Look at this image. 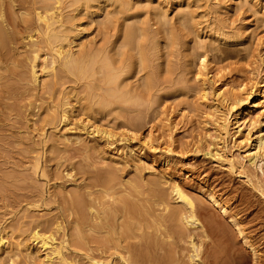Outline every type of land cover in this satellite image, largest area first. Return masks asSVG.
I'll return each mask as SVG.
<instances>
[{
    "label": "rangeland",
    "instance_id": "obj_1",
    "mask_svg": "<svg viewBox=\"0 0 264 264\" xmlns=\"http://www.w3.org/2000/svg\"><path fill=\"white\" fill-rule=\"evenodd\" d=\"M5 2L9 4L10 1ZM36 2L14 0L10 4L17 23L22 24L24 18L33 19ZM58 8L63 29L68 31L72 55L82 58L79 72L77 69L67 72L59 61L55 75L41 77L39 83L33 85L27 75V62H23L27 76L21 77L24 79L19 82L21 85L11 72L14 64L4 65L5 70L11 72L6 79L8 84L11 82L12 90L7 87V91L14 95L3 99L6 106L0 103V237L8 243L7 249L0 250V264H48L44 252L37 250L31 237L32 232L42 233L50 224L56 243L67 241L62 256L73 264H88L89 259L94 258L102 264H120L117 255H124L120 247L131 243L135 246L131 252L139 255V260L152 256L162 258L164 264H252L245 242L257 246L260 254L256 264H264V161L253 166L245 158V151L252 149L257 135H264V108L260 107L264 105V0H97L82 6L74 4V0H60ZM128 29L132 33L124 40ZM23 45L20 41L14 47L12 61H24L28 56L24 54L26 47ZM141 55L146 59L145 65H141ZM201 57L207 61V78L215 82V89L244 84L248 91L260 94L254 100L260 104L250 113L251 121L257 120V123L247 124L241 132L243 137L249 136V142L238 143L227 136L221 148L207 138V110L198 101L199 84L194 77ZM106 73L114 75L110 80L112 84L109 82L112 87L102 80ZM146 79H150V89L144 86ZM101 101L105 104L103 113L97 112L96 107L102 106ZM64 111L67 120L61 123L58 119ZM48 117H53L54 122L45 125L43 121ZM139 121L143 125L141 136H145L151 126L157 138L154 145L157 149L148 151L134 144L136 155L132 159L122 155L123 142L119 140L123 134L127 135L124 124L132 126ZM91 126L113 131L116 134L114 144L108 145L100 136L91 135ZM209 142L212 144L210 152L218 149L223 157L235 160V169L230 170L224 162L204 155ZM201 148L205 152L197 153V149L204 151ZM165 149H170V153ZM107 167H115L118 171L122 183L119 194L128 196L135 204L131 208L133 212L138 204L147 206L145 210L149 215L145 212L142 216L149 229L144 231L140 227L137 236L145 233L148 248L146 244L145 248H138V239L125 240L120 234L114 238L105 231L104 234L103 231L87 233V239L94 243L99 241V247L92 243L87 245V239L81 240V246L75 245L71 237V228L75 226L72 218L75 217L65 208L66 196L69 198L68 192L73 189L84 191L85 173H100ZM151 180L156 186L150 185L147 191L146 185ZM173 183L180 185L195 207L204 209L195 213L199 225L186 227L189 232L186 234H191L197 249L198 259L194 258L197 261L190 260L189 236L169 239L163 227L155 226L154 221L166 216L170 209L164 210L150 199L156 191V194L169 197L166 200L170 206L181 208L170 194ZM133 184L143 189L144 197L143 194L140 198L137 195L129 197L127 193ZM59 191L67 195L60 196ZM207 193L226 202L225 216L212 208L206 199ZM147 198L148 205L145 204ZM140 199L145 201L140 203ZM36 202L39 205H35ZM37 205L39 209L34 208ZM85 210L81 212L89 224L94 225L95 219L92 217L91 221ZM118 216L115 220L109 219L108 224H120L124 217H120L123 214ZM142 216L135 220L143 222ZM228 217L235 218L244 235L234 232ZM207 218L222 222L223 237L208 231L205 236L202 234L206 229L200 224H205ZM56 224H62L60 227L64 229L56 233ZM63 234L66 237L63 238ZM49 264L60 263L54 259Z\"/></svg>",
    "mask_w": 264,
    "mask_h": 264
},
{
    "label": "bare ground",
    "instance_id": "obj_2",
    "mask_svg": "<svg viewBox=\"0 0 264 264\" xmlns=\"http://www.w3.org/2000/svg\"><path fill=\"white\" fill-rule=\"evenodd\" d=\"M9 1H10L9 4H6L5 0H0V103L2 104V106H6L4 104L3 99H9L12 97V95H14V92L9 93L7 91V87L10 90H12L11 85H9V84H11V82L8 84V81L6 79L8 72L10 73V76H11V72L13 71L12 74L15 73V75L18 77V79L16 80L18 82L17 84H21L19 82H22L24 80L23 76H25L27 74V73L24 74L27 71L24 72L23 69L26 70L28 68L27 69L28 70L27 75H29V79H30L29 82H31V84H33V85H36L39 83V80L41 77H45V76L50 75V74L55 75L54 74L55 68H56V66H58L59 61H60L59 64H61V66L65 70H67V72H69V73H71V72L73 73L76 69L79 72V69H78V68H80L79 64H81V61H82V58L78 59L79 57L78 58L76 56H74L76 58L73 57V55H72L73 49L71 47H69V45H71V43L67 39V32L68 31L67 32L65 31V27L63 29V20H62L63 18H62V14L60 13V9L58 8L60 0H37L36 3L38 6L35 9H37L38 11L33 9L35 11V13H33L34 14V17H32L33 19H29V18L23 19L22 18L23 19L22 24L17 23V21L13 17L14 16L13 15L14 10L12 9V6L10 4H12L14 2V0H9ZM92 1H97V0H74V4L80 3L82 6V5H87V3L92 2ZM118 2L120 3V1H118ZM123 4H124V2H123ZM119 6L122 7V5H120V4H119ZM127 7H125V8H127ZM33 10H32V12H33ZM27 16H28V14H27ZM163 16H165V15H163ZM20 17H21V15H20ZM55 25H57V27L59 26V28H61V30L60 31L57 30L58 28H56ZM137 30L139 31V29H137ZM131 31H132L131 29L127 30V32L124 34L125 35L124 40L129 38L130 33H132ZM142 31H144V30H142ZM143 34H144V32H143ZM20 41H23V44H24L23 46L26 47L24 50L26 53H24V52H22V53H24L25 55L28 54V56L25 57V59H23L24 61H21L20 59L19 60L16 59L15 61H12L11 60V56L13 54L12 50L14 51V49H15L14 47ZM127 41H129V39ZM63 42L65 44H63ZM23 46H21V47H23ZM81 57H83V56H81ZM90 57L93 58V56L87 55V58H90ZM204 57H201L198 60L199 61L198 62V68L196 69L194 77H195L196 82H198V84H199L198 92H197L198 101H200V105H202L207 110V112H205L206 116H208L207 120H209V121L206 120L207 125L209 126V129H208L209 134H208L207 138H209L210 142L215 141V145H217V146L221 145V148L225 146V138L227 136H229L230 138H235L234 140H238V143L249 142L250 141L249 136L243 137L241 132H242V129L245 128V126L247 124L250 126V125H254L255 123H257V120L251 121L252 119L250 118L251 117L250 113L252 112V110L254 108H257L258 105L260 104V103H257V100L254 101L255 98L260 96V94L258 93V91L256 92L255 90L254 91H252V90L248 91L247 87L244 84H241V85L236 86V87H231L229 89H221V88L215 89L214 88L215 82L209 81V79L207 78V76H208V74L206 72L207 71L206 70L207 69V61ZM17 58H19V57L17 56ZM86 60L89 61L90 59L89 60L86 59ZM87 61H86V63H87ZM90 61H93V60H90ZM8 62L14 64V69L11 70V72L10 71L7 72L5 70L4 65ZM23 62L24 63L27 62V65H28L27 68H25L24 64H22ZM145 62H146L145 57H143L141 55V65H145ZM91 63H93V62H91ZM104 63H105V61H104ZM1 66H4V68ZM83 66L85 67V65H83ZM84 67H83V69H84ZM84 71H82V72H84ZM109 72L111 73V71H109ZM104 73H105V71H104ZM15 75L13 74V76H15ZM21 77H23V78H21ZM113 77H114V75L106 73V74H104L102 80L104 83L105 82L109 83ZM4 81H6L7 83ZM144 86L149 88L150 79H146ZM111 87H112V85H111ZM13 88H16V87H13ZM223 91H225V93ZM121 92H123V91L121 90ZM108 93H110V92H108ZM118 98H121V97L118 96ZM137 100H136V102H137ZM106 101H107V99H106ZM101 103H102V101H101ZM108 103H110V102L108 101ZM103 104L104 103H102V106L99 105V107L96 106L97 112L99 111L101 113L102 111L105 110V109L103 110V108H105V104L104 105ZM109 105H111V103ZM107 107H108V105H107ZM260 107L263 110L264 105H262ZM106 109H108V108H106ZM145 111H146V109H145ZM64 112L61 113V116L58 119L59 122H61V123L65 122L67 120V114H66V112L65 113ZM106 116H107V114H106ZM53 117H51V118L48 117V120L43 121L44 124L46 125V123L48 124V122L51 124V122L53 121ZM129 121H130V119H129ZM131 122H134V121H131ZM128 124L129 123L124 124V126L126 128L127 135L122 133L123 135L121 134L122 135L121 137H123V138H121L119 140L120 142H123V147H122L123 154L122 155H125L129 158L134 159L135 155H136V150L134 149V144H138L139 147L141 146L144 149L146 148V149H148V151H154L157 149V147L154 146L155 142H157V138H155L154 132L151 130L152 129L151 126H150L149 130L147 131V134L145 136H141V131L143 128L141 121H139V123H137V125L134 123V125L131 126V123H130V125L127 126ZM125 128H123V129H125ZM90 134L91 135L96 134L97 136H100L101 138L104 139V141H106L108 143V145L114 144L115 139H116V137H115L116 134H114L113 131H110V130L107 131L105 129H101L100 127L91 126ZM210 142H209V146H207V150H206V153H204V155H207L211 158H214L215 160L224 162L230 170L235 169V167H236L235 160L227 159V158L223 157L222 155L219 154L220 151L218 149L214 153L210 152L209 147H210V145H212ZM43 143L45 144V141ZM90 149H93V147ZM201 149H204V148H201ZM197 150H196L197 153L205 152V149H204V151H202V150L197 151ZM165 151L168 154L170 153V149H167V150L165 149ZM245 158H247L249 165H253V166H256L257 162H260V161L263 162L264 161V135H262L261 133L259 135H257L255 142H254V145L252 146V149L245 151ZM124 160H127V158ZM117 163L120 164V162H117ZM124 163H122V165ZM86 166L84 165L85 168H86ZM84 167L83 168L81 167V169H84ZM114 168L115 167H113V168L107 167V168H105V170L102 169L103 171L100 173L95 171V170H94L95 172H90V170H87V172H90V173H85V177L83 175V178H85V179H83V181H84L83 182L84 183L83 190L84 191L80 190L78 192V191H76V189H73L72 191L68 192L69 198L66 196L67 192H66V195L65 194L62 195L61 191H59L61 194L58 193L60 196H64V195L66 196L65 204L67 203L66 204L67 206L65 205V208L67 210L69 209L68 213L71 212L73 214L72 217L73 216L75 217V218H72L74 220L73 222L75 223V226L73 224L74 227H72V228L70 227V228L72 229L71 230V232H72L71 237L74 238V240L76 241V242L74 241L76 246L82 245V244L80 245V242H81V240L83 241V240L87 239V236H88L87 233L98 234V233H101L102 231H103V234H104V231L106 234H109V235L113 234L114 238L117 237L116 234H120V235H123V239L125 238V240L126 239H133V240L138 239L137 240V241H139L138 242L139 243L138 248H140V249L142 246L145 248V246L147 245L146 239H145L146 238L145 233L140 234V235L138 234V236H137V231L140 230V227L144 231H147V229H149V225H147V223L144 222L145 217L142 216V215H144L145 212H147L145 215H147V214L149 215V212L147 210H145V208H147V206L143 205V204L142 205L138 204V205L134 206L136 208L134 210V212L132 211L131 208L135 204H133V202L128 199L127 195H126L127 197H125L124 195L120 196L119 193L121 192V186H122V183L120 182L121 178L119 177V175L117 173L118 171H116ZM38 169H40V168H38ZM80 171H82V170H80ZM84 171H86V170L84 169ZM91 171H93V170H91ZM43 175L44 174L42 172L41 176H43ZM70 175L67 174V176L71 177ZM152 180L154 181V179H152ZM152 180L148 181V184L146 183L147 184L146 185L147 191H150L149 190L150 185H151V187H154V185H155L152 182ZM155 181H156V179H155ZM124 185L125 184H123V186ZM139 188L140 187L137 184L136 185L133 184L132 190L130 192L128 191L129 193H127L129 195V197L133 196V195H135V196L137 195L136 197L139 196V198H140V196H142L144 191H142L143 189L140 190ZM137 189H138V191H137ZM139 190H140V192H139ZM151 190L153 191L154 188H152ZM141 191L143 193H141ZM145 191H146V189H145ZM80 192H82V193H80ZM156 192H155V195H153V197L151 196L150 199L153 198L154 203H156L159 207L162 206L164 210L166 208H168V209L170 208V209H169L168 214L166 216L160 217L159 219H156L155 221L153 220L156 224L155 226H157L159 228L163 227V229H164V231H166V235L168 236L169 239H176V238L181 239V237H183L185 239L186 236H189L187 239L189 242L188 241L187 242L189 243V247H190V250L192 252V254L190 256V260L194 261V260L198 259V257H197L198 255L196 253L197 249L195 248V243L193 242L192 237L190 236L191 234L190 235L186 234V232H188L186 227L187 226L188 227L189 226L190 227L191 226H198L199 223L197 222V220L195 218L196 217L195 213L198 210L202 212V210H204V209H202L200 207L198 208V206L195 207L194 203L191 201V199L188 197V195H186V193H184V190L177 183L172 184L170 194H171V196H173L174 200L177 201V203L181 204V208L176 207V206L175 207L170 206L171 204H169V202L166 200L169 197L167 198L165 195H164L165 196L164 197L160 191L159 192L161 193V195L156 194ZM145 193H147V192H145ZM148 194H149V192H148ZM153 194H154V191H153ZM144 195L145 194H143V197H144ZM167 196H168V194H167ZM147 197H149V196H147ZM63 198L64 197H62V199ZM67 198L69 199L68 201H67ZM206 199L208 200V202L210 203L212 208L218 210L224 216L227 214L228 207H227L226 202H224V200L215 196V194H213V193H207ZM147 200H146L147 203H145V204L148 205L149 204L148 203L149 198H147ZM32 201L34 202L35 200H32ZM39 201L42 202L43 199H40ZM140 201H139L140 203H143V201H145V200L140 199ZM29 203L31 204L32 202L30 201ZM29 203H27V205ZM36 204H38V202H36L35 205ZM150 204H151V202H150ZM38 205L34 206V208L38 207V209H39L40 206H38ZM97 205L102 206V208L100 207L101 209H99L97 207ZM106 206H108V209L106 208ZM84 208L87 209V213L91 216L90 220L92 221L95 219L96 223L93 221L95 223L94 225L91 224V222H90V224H91L90 225L86 216H84L83 213L81 212V209L83 211L85 210ZM84 212H86V210ZM119 214H123V216H120V217H122V218L124 217L122 219L121 223L120 224L117 223L118 220H116V222L115 221L114 222L117 223V225L116 224L111 225V223L109 225L108 224L110 221L109 219L114 218L113 220H115V219H117V216ZM89 215H88V217L90 218ZM70 216H71V214H70ZM125 216L127 217L126 220H125ZM138 216H142V218H144L143 222H139L137 219L135 220V217H138ZM92 217L94 219H92ZM118 218H119V216H118ZM228 219H227L228 224L232 225V227L234 228V232L236 234H238L239 236H242V234H243L242 228H240V225L234 220L235 218L233 219V217H228ZM206 220H208V221L204 222L205 224H203V225L200 224V227L202 229H206V230L202 231V234L204 236H205V233L207 231L209 234L210 233L215 234V236L224 235L223 233L225 231V227L221 221L217 222V220H214V219L210 220V218H207ZM151 223H153V222H151ZM37 224H36V227H37ZM47 225H48V222H47ZM50 225H49V228L46 226L42 233H39L37 231L32 232L33 233L32 237H31L32 241L36 242L34 245L38 246L37 250L40 249L41 251L44 252V258H45L46 262H48V264L51 263V261H53L54 259H57L60 264H73V263L69 262L68 260H66L67 258L65 259L64 258L65 256L64 257L62 256V252H63L62 250L65 249V245L67 247V243H66L67 241L63 239L59 243H56L54 235L52 234L53 231H52V233L50 231V229H51L50 227H52V225L51 226ZM60 225H62V224H56L55 225L56 233H58L57 231H60L61 228L64 229L63 227H60ZM225 225H226V223H225ZM40 226H42V225H40ZM84 228L87 230H84ZM37 229H39V228H37ZM57 235H56V237H57ZM64 237H66V234H63V238ZM149 237L147 236V238H149ZM120 239H122V238H120ZM105 240L106 239H104V242H105ZM200 240H202V239H200ZM121 241H124V240H121ZM94 242L95 241H91L90 239H87V245L92 243V244L97 245L98 247L100 246L98 243L99 241H96L97 243H94ZM113 243H114V241H113ZM127 243L128 242H126V244ZM84 244H85V242H84ZM109 244H111V243L109 242ZM144 244H146V245H144ZM69 245H70V243H69ZM7 246H8V243L3 238L0 237V250L7 249ZM104 247H105V245H104ZM118 247L116 246V249ZM151 247H152V245H151ZM256 247L254 244H252L250 242H245V248L250 253V255L252 257V264H256L257 256L259 253ZM120 248L121 249H119V250H123L124 255H126V256L121 255V254L117 255L120 264H145V263H147V264H164V261H165V260L163 261L162 258L160 259V257L156 258V257H152V256H151V258H150V256H146V258L144 260H143V258H142V260L141 259L139 260V255H138V257L134 256V254L131 252V250H133L135 248V246H133V243L128 244L126 247H120ZM147 248H148V245H147ZM117 250H115V251H117ZM220 251H221V249H220ZM139 252H141V251L139 250ZM147 253H148V251H147ZM174 254H175V252H174ZM212 256H213V253H212ZM194 258H196V259H194ZM94 259H96V258H94ZM94 259H91V260L89 259L88 264H102L98 260H94ZM86 260H87V258H86ZM171 262H172V260H171ZM191 263H192V261H191ZM107 264H110V263L108 262Z\"/></svg>",
    "mask_w": 264,
    "mask_h": 264
}]
</instances>
